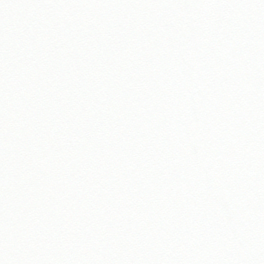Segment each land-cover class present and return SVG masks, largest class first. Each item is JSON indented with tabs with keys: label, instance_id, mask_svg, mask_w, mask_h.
<instances>
[{
	"label": "snow or ice",
	"instance_id": "1",
	"mask_svg": "<svg viewBox=\"0 0 264 264\" xmlns=\"http://www.w3.org/2000/svg\"><path fill=\"white\" fill-rule=\"evenodd\" d=\"M0 264H264V0H0Z\"/></svg>",
	"mask_w": 264,
	"mask_h": 264
}]
</instances>
